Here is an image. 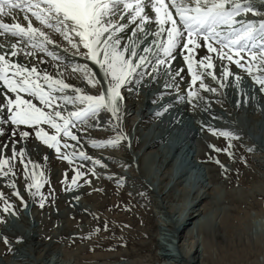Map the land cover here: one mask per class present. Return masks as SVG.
Here are the masks:
<instances>
[{"label": "rangeland", "instance_id": "rangeland-1", "mask_svg": "<svg viewBox=\"0 0 264 264\" xmlns=\"http://www.w3.org/2000/svg\"><path fill=\"white\" fill-rule=\"evenodd\" d=\"M148 7L149 9L146 7V11L151 14V5ZM261 8L264 10V4H261ZM261 8L257 7V10L264 13ZM173 13H175V11ZM122 17L123 15L121 18ZM237 19L259 21L260 19H263V16L259 17L254 16L252 13H247L241 14ZM29 20L32 21L33 25L38 24L34 18H29ZM145 26L147 29H145L143 33H135V40L138 41V38L143 36L154 49L156 46L151 41H153V39H162L166 36V33L162 34L161 37H153L152 33L157 30L155 22L151 25L150 23H145ZM236 27H239V25H236ZM130 30L133 31L132 28H130ZM121 33L119 32L120 35ZM120 35L118 37H120ZM132 35H134L133 32ZM13 39L14 37L8 36L5 38L6 41L4 42H9ZM0 46L6 52L7 58L9 56L8 53H10L8 52L9 50L7 46L4 47L3 41H0ZM138 53L144 54L141 53V51H138ZM242 54L244 58H248V56H246L247 53ZM138 58L139 57L137 56L133 59L135 60ZM218 59L219 61H217V63H223V60H225H221L220 58H217L216 60ZM227 62L228 60L226 59V63ZM229 62L226 67H228L230 73L232 71L234 76L230 74V77L228 76L226 79L228 80L227 82H233L232 89L239 88L242 92L239 93L245 95V91L242 90V87L247 85V92L252 91V89L259 91V100L261 97L260 90H258V84L248 75L241 77L239 83H237L236 77L238 75L241 76V74H238V69L240 68L237 67L235 63L233 64V62ZM220 72L222 75L223 70H219V73ZM163 73L161 72L159 77ZM221 75L219 74L218 76V74H216L217 78L221 77L222 79L224 76ZM209 79L210 78H206L205 80L208 81ZM233 79L235 80V83ZM204 83L209 86L207 82ZM138 90L143 96L146 94L145 98L147 97L148 93L145 92L144 89L138 88ZM231 93L233 94L234 90H231ZM53 94H56V92ZM6 95L9 96V94L4 93L1 95L0 102H5L3 97ZM53 103L54 105L59 104L58 101H54ZM260 104L262 106L261 110L264 113V102ZM150 105L151 104H149V106ZM74 108L76 109V107ZM240 110L243 109L240 108ZM180 116L181 118H184V122L187 123V125L179 127L180 129L175 126H165L164 129H168V132L170 130V132L178 131L179 133L182 129L185 136H189L192 132L195 133L196 128H193L191 125L195 124L192 115L185 112L180 113ZM224 117L227 116L223 112L220 116H216L218 119H224ZM57 122L61 121L58 120ZM80 122L83 121H79L78 125H74L75 127L70 125L69 130L74 135H79L77 132L80 131L83 133V139L82 137H77V140H72L70 137H63L61 134L58 137L61 141L59 153L55 148H50L44 144L50 154V158L35 159L24 154V163H21V157L17 154L16 158L11 161L13 171L8 173L7 176L0 174V256L2 257L1 261L3 259L2 264H5L4 259L8 255L13 254L12 249L15 248V246L20 252H22L17 254V257L15 256L16 258H12L13 264H128L133 261L134 264H170L163 259L166 256H161V254H159L160 252L156 244L157 240L162 236L160 233L162 232L163 222L170 220L165 208H162L161 204L158 202L161 201L162 197L159 196L158 199V196H155L152 187L144 186V184L141 183V179L138 180L137 178H132L133 174L137 172V167L141 165V159L137 158L136 163L133 165L129 162L128 165L131 167L133 166L134 170L124 168L121 173L124 178L118 177L121 175L119 171L124 166L123 162L127 159L124 158L125 154H123L125 153V150L116 148L115 146V148L109 146V150L104 147L97 148L93 146V141L97 144L109 140H117L115 138L117 135L113 136L109 135V133H113L115 130L119 131V129L113 127L110 128L108 127L109 125H103V127L100 128H93L88 125L85 126L80 124ZM130 124H132V121H129V124L126 125L127 129H123L120 126V131L122 130L121 132L132 141L134 139V132L132 131V125ZM197 124H199V122H197ZM43 125L44 124L41 123L38 128H43L49 135L55 134V130L52 129L50 125L42 127ZM203 125H205V133L208 136H204L199 142L196 139H194V141L193 139H190L191 142L187 140L186 145L185 143L183 144V142L178 144L172 142L171 144H176L174 146H180L183 150L185 149V154L188 155L187 158H190V156L192 157V152L188 149V144H192V148H198V153L200 151L202 155L204 154V157H202V159H194L193 162L197 169L198 167L199 169L201 168V172L205 166L217 168L221 167V164L223 166L232 164L237 167L236 173L233 175H223L219 179L220 184H223L225 187L224 190L226 194L224 197H226V199L223 200L225 205L223 212H217V219L218 222L226 219V221L232 226L238 224V229L243 230L237 238L235 236L231 237L229 241L214 239L207 246V258L209 259L205 261V264H264V192L257 190L259 187L264 186V169L261 170V173H255L254 167L249 160L250 155H252V157H257L258 160L264 164V148L255 149V147L252 148L249 145L248 148H244V146L237 147L234 145V141L241 135L239 132L232 131L230 127L227 128L217 124L206 125V123H204ZM79 127H81L80 130L78 129ZM38 128L35 130L37 131ZM107 128L109 131L106 130ZM209 128L227 131L231 130L230 132L236 137L231 139V157H229L224 151L216 152L209 147L210 144L214 145L211 143V140L208 139L210 136H212L214 140L213 142L216 143L214 146L217 148L223 149L227 147L229 143L228 139L218 134H213L209 131ZM36 131L31 132V130H29L28 138H33L43 143L42 140L37 138ZM2 132H0L1 135H3ZM15 132H17V130H15ZM15 132L11 130V133L16 134ZM103 133H106V136H104ZM262 136V130L254 136V144L256 146H258L260 139L262 140ZM245 141L248 143L251 142V140ZM65 143H67L69 147L65 148ZM118 143L121 146L125 144L121 139L118 140ZM25 145L26 144H24V147H27ZM80 145H84L81 146L83 147L82 149L80 148ZM26 150L27 148H25V151ZM81 152L84 153L88 159L80 156L79 153ZM100 152L103 156L98 154ZM65 154H71V163H69L68 160L62 159V156ZM105 154L112 155H109V158L106 157ZM115 154L118 158L113 157ZM217 159L220 161V164L216 163ZM34 160H36L37 163H34L36 162ZM39 160L42 162L40 161L38 163ZM97 160L100 163H95ZM29 161L32 163H29ZM33 163L38 165V167L33 168ZM171 163L172 162H170V164ZM25 164L27 165V168H25ZM57 169L60 170V173L59 170L56 172ZM180 169L181 167L178 168V170ZM244 169L246 172L243 171ZM4 171L7 172V166ZM33 171L38 173V176L40 173H43L41 178L42 187L39 189L41 195H32L31 193L36 191V189H29L26 186L28 183L32 182L30 177ZM240 171L243 174L240 173ZM239 175L242 178H239ZM73 177H76L75 181H73ZM146 180L152 183L151 179L148 177H146ZM191 180L193 183L194 180ZM81 186H84L83 190L80 191L77 196H70L72 190ZM135 186L138 192L134 189ZM238 187L240 189L243 188L240 191H247L242 198L238 196H228L230 194H235V192L238 191ZM130 189L132 190L131 192ZM17 192L19 195L15 194ZM135 192L137 193L135 194ZM139 194L141 198H144L141 199L140 202L136 199ZM41 197L43 198V204H41ZM76 200H82L84 205H81L82 203L79 205L73 204V201ZM8 205H10L8 211H4L5 207ZM60 210H63L64 212L60 214ZM36 214L40 215L39 220L35 218L37 216ZM177 215L178 214H176V216L174 215L176 220L178 219ZM232 223H234V225ZM243 223H245V226ZM14 225H18L16 226L18 228ZM244 227H247L249 230ZM231 229L229 228L230 232L233 231V228ZM35 230H38L39 234H41V240L48 243L50 246H43L38 251L32 249V244L28 242L26 236L28 237L30 232L33 233ZM5 238L7 239V243H5ZM186 243H190V241H187ZM187 250H189V248H187ZM176 253H178V249L176 250ZM182 262V260H179L178 262L173 263L182 264Z\"/></svg>", "mask_w": 264, "mask_h": 264}, {"label": "bare ground", "instance_id": "bare-ground-1", "mask_svg": "<svg viewBox=\"0 0 264 264\" xmlns=\"http://www.w3.org/2000/svg\"><path fill=\"white\" fill-rule=\"evenodd\" d=\"M143 2L146 4V7L149 9L148 6L150 5V0L148 1L143 0ZM165 2L167 3L168 0H165ZM255 5L256 8L257 7L261 8V3H259V0L256 1ZM146 7H145V12L149 15L150 13L146 11L147 9ZM169 10L173 11L174 9L170 8ZM262 11L264 10L262 9ZM122 15L123 17L121 18ZM154 15L155 14L153 12H151V14L149 15L150 17L153 18L150 22H148L150 23V25L155 22ZM173 15L175 16V13H173ZM28 16H30L29 18H33L30 13L28 14ZM128 16H129L128 12H123V13L116 12L113 16L108 18L113 22V30L117 25L120 24L126 26L124 29L120 31V33L122 32L121 35L119 34V32L115 33L116 38H119L121 40V45L125 43H131L130 38L133 37L132 35L133 31L130 30V28L136 29V23L137 24L140 23L139 17H137V19L134 22H132L128 19ZM3 22L9 24L20 23L24 27H27L28 24V21L24 19V13L19 10H15L11 16H4ZM148 23L146 22V24ZM38 24L33 26L41 27L42 30L46 32L50 37V39L52 40V43L46 45V49H47L46 51H41L39 48H33L30 44L25 43L22 40L18 41L16 37H14L12 41H9L10 43L8 41L4 42L6 41L5 40L6 37L11 36L10 34L0 35V41H3L4 47L7 46L9 50L8 52L11 51V45L13 43L17 45L18 55L10 56L8 53L9 56L7 57V59H10L12 62L25 65L29 69L34 66L37 69V72L41 75V77L43 76V74L47 73L53 76L54 79H61L65 83L72 86L71 88L65 89L63 92L55 91L56 94H53L54 96L57 97L55 101L59 102V104L57 105H59L60 110H62L64 115L65 113L67 115L69 111L76 110L74 107H77L78 102L74 104L72 102L60 100L59 97L61 95H68L69 97H74L75 88L81 89L82 94H91V95L99 94L101 87H103V89L106 91L107 84L104 80V73L101 71L99 65L85 58L84 53L86 50L83 49L82 45H80L79 54L78 55L74 54L77 51V49H74L68 43V41L65 40L62 35H60V33H57L51 29H48ZM144 28L147 29L146 26H144ZM136 32L138 34V32L140 31L137 30ZM119 35L120 37H118ZM78 39H79L78 37L74 38L76 42H78ZM136 42H137V51H141V53H143L144 47L151 46L143 36L138 38V41ZM214 46L218 47V45H214ZM181 49H182V45L178 46V50L174 53L176 59L172 61L170 66L164 65L159 67V74H161V72L164 73L160 75V77L158 75V77L155 80L152 79V76L156 74V70L152 67L156 59L154 55L155 48L153 49V53L145 54L149 57L148 61H146L147 66L138 67L137 71L133 73L131 76H129L125 84L122 85L121 87V98L118 101L119 111L116 117H114L112 113L109 112L107 109H101L96 115L89 116L86 119V121L80 122V124H83L85 126L88 125L93 128H100L103 127V125L106 126L109 125L108 127L110 128L113 127L115 129H119V131L115 130L113 133L111 132L108 133L109 135H113V136L117 135L115 136L116 139L118 137H122L120 139L123 140V142H125L124 145L121 146L118 142L115 144L102 142L97 144L93 143V146L97 148L104 147L105 149L108 150H109V146H111L113 148L116 147L125 150V153L123 154H125L124 158L127 159L126 161L123 162L124 166L119 171L120 174L123 172L124 168L126 169L128 168L129 170H134V167L133 166L131 167L130 165H128V163L130 162V164L133 165L136 163L137 158L141 159L140 160L141 165L137 167L136 169L137 172L135 171L136 173L133 174L132 178H137L138 180L141 179V183L144 184V186L150 188L152 187L155 196H158V199L159 196L162 197L161 201L158 202L161 204L162 208H165L168 217H170V220L167 219L168 221L163 222L162 232L160 233L162 236L156 242L160 252L159 254H161V256L167 257L163 259L170 264L173 262H178L179 260L183 261L182 264H205V261L209 259L207 258V250H208L207 246L214 239H219L221 241H229L231 237L235 236L237 238V236L243 232V230L238 229L237 226L238 224L234 225V223H232L234 225L232 226L226 221V219L220 222H218L217 219V212H223L225 208L223 200L226 199V197H224L226 194L224 190L225 187L223 186V184H220L219 179L223 175H233L234 173H236L237 167L233 166L232 164L226 165L223 168L222 167L211 168L209 166H205L203 167L201 172L200 170L201 168L199 169L198 167L197 169L193 160L202 159V157H204L203 156L204 154L202 155L200 151L198 153V148H192L193 147L192 144H188L187 142L188 149H190V151L192 152L191 153L192 157L189 155L190 158H187L188 155L185 154V149L183 150L180 146H174V145L181 142H183V144L185 143L186 145V141L187 140L190 141V139H193V141L194 139H196L199 142L200 140H202L204 136H208L205 133L206 132V130L204 129L205 125H203L204 123H206V125L217 124L227 128L230 127L232 131L239 132L241 135L239 136V138L235 139L234 141V145L237 147L244 146V148L245 147L248 148L249 145L252 148L255 147V149L262 147L264 148V113L261 110L262 106L260 104L264 102V92L260 91L261 98L258 100V95L254 91L247 92V85L245 87L244 86L242 87V90L245 91L244 92L245 95H242L241 94L242 92L241 90H239V88L232 89L233 82L232 83L227 82L228 81L226 79L227 77L225 78L223 77L222 79L221 77L217 78L216 74H218V76L219 74L221 75V72L219 73V70L222 71L226 66H228L227 63L229 61L226 63V58H225V60H223L224 61L223 63L221 62L217 63V61H219V59L216 60L217 58H219L218 54L217 53L209 54L207 52V49L202 46V41H201V47L195 49L194 53L196 59H199L205 55H211L212 57V62L214 66L210 70H205L202 77L203 82H207L209 86H207V89H201L199 87V81H197L195 85H192L190 87L191 76L187 71L186 64L184 63L183 55L180 52ZM224 50L227 51L226 48ZM48 52H52L54 55L49 56ZM184 54H187L186 51H184ZM234 58L236 59L235 55ZM248 59L249 58H244L241 61L242 63H245L246 67H247ZM75 65L85 66L86 70L92 73L96 80L101 81V84H98L95 87L90 85L88 83V80L85 78L84 71L74 70ZM169 67H171L172 69L171 74H168V72H166V69ZM181 69H183V71H180V75H176V72ZM238 70H237L239 72L238 74H241L240 77H243L244 75L246 76L248 75L252 79V76L249 75L244 69L240 68ZM207 71H211L216 78L213 79L211 76L207 75ZM254 74L264 75V73H260V72H254ZM232 75L234 76V74ZM206 78H210V79L207 81L205 80ZM223 80L225 81V83ZM44 87L46 89L47 85H44ZM138 88L144 89L145 92L148 93L146 98H145L146 94H144L145 96H143L139 92ZM212 88H215L216 91L213 92L208 90ZM260 88L261 85L258 84V90H260ZM192 90H195L198 93V95L193 97L190 102L187 94L189 91ZM231 90H234L233 94L231 93ZM3 93L9 94L10 98H14V94L8 93L7 90L3 87L2 82H0V97ZM21 95L23 96L24 99H30L38 107H44L35 97L29 96L28 94H21ZM149 104L151 105L149 106ZM167 108L169 109L171 108L170 111L163 112ZM240 108H242L243 110H240ZM45 110L49 112L51 111L50 108ZM158 112L162 114L160 117H158L159 115H157ZM185 112L192 115V117L195 120V124H191L193 128L194 127L196 128L195 133L192 132L190 133L189 136H185V134L182 132V129L180 130V133L178 131L170 132V130L168 132L167 131L168 129H164L165 126H171V127L175 126L176 128H179L187 125V123L184 122V118H181L180 116V113H185ZM222 112L225 113L227 117H224V119L216 118V116H220ZM7 115L8 113L6 110L0 109V129H3L4 131L2 132L3 135L0 134V155H3L5 158L8 156L11 157L13 148H15L17 154H19V150L21 148H23L24 150L25 148H27L25 154H27L28 157L35 159L50 158L49 157L50 154L48 153V150L46 149L44 143H41L33 138H28V136L24 138L20 137L21 131L24 132H28L29 130H31V132L36 131L35 129H37L38 126H28V125L17 126V125H12L10 122L4 123L3 121L6 120ZM129 121H132V124L130 125H132V131L134 132V137H133L134 139L132 141L129 140V138L126 137L123 134V132H121L122 130L120 131V126L123 129H127L126 125L129 124ZM78 122L79 121L75 122V125H78L79 124ZM197 122H199V124H197ZM42 127H45V124ZM14 128L15 130H17V132H15L16 134L11 133V130H13ZM78 129L80 130L81 127H79ZM106 130H108V128ZM260 130L263 131V136H262V140L260 139L258 146H256L254 144L255 141L254 136H256ZM77 133L79 135H75L76 137L79 138L82 137L83 133H81L80 131H78ZM164 133L167 135H165ZM104 136H106V133L104 134ZM208 139L211 140L212 144L216 145V143L213 142L214 140L212 136H210V138ZM245 140L247 141L251 140V142L253 143L251 142L248 143ZM172 142L176 144L172 145L171 144ZM24 144H26L25 146L27 147H24ZM81 146L84 145H80V148L82 149L83 147ZM98 154L103 156L101 152ZM109 155L112 154H105L106 157H109ZM113 157L118 158L116 154ZM249 160L251 162V165H253L254 167L255 173L257 172L261 173V170L264 169V164L261 163L257 157L255 156L252 157V155H250ZM40 161L41 160H39L38 163ZM170 162H172L171 163L172 165L170 164ZM34 163H37V161ZM179 167H181L180 170H178ZM58 170L59 169H57L56 172H58ZM243 171L246 172L245 169ZM240 173L242 172L240 171ZM240 175L239 178H242L240 177ZM118 177L124 178L122 174ZM146 177L151 179L152 183L148 182L146 180ZM191 179L194 180L193 183ZM83 187L81 186L76 188L75 190H72L70 196H77L80 193V191L83 190ZM134 189L136 190V186ZM241 189L238 187L237 188L238 191L235 192V194H230L228 196L230 197L238 196L242 198L245 192L247 193V191L245 192L240 191ZM257 190L264 192V186L259 187V189ZM131 191L132 190L130 189V192ZM137 192H135V194ZM136 199L140 202V200L144 198H141L139 194L136 197ZM80 203H82L81 205H84L82 200L73 201V204L75 205L76 204L79 205ZM63 212H64L63 210L59 211L60 214H62ZM176 214H178L177 220L175 219ZM35 218L39 220L40 215H37ZM243 224L245 226V223ZM229 228L230 229L233 228V231L230 232ZM244 228L248 229L247 227ZM26 238L28 239V242L32 244L31 245L32 249H34L35 251L40 250V248H42L43 246L48 247L49 245L48 243H45L41 240V234H39L38 230H35L33 233L30 232V235H28V237L26 236ZM187 241H190V243H186ZM175 248L178 249V253H176L177 249ZM187 248H189V250H187ZM12 251L13 254L8 255L4 259L5 264H13L12 258H16L17 254H20L22 252V251L20 252V250H18L16 246L15 248L12 249ZM1 258L2 257L0 256V264L3 263L2 262L3 259L1 261ZM133 262H130L128 264H134Z\"/></svg>", "mask_w": 264, "mask_h": 264}, {"label": "snow or ice", "instance_id": "snow-or-ice-1", "mask_svg": "<svg viewBox=\"0 0 264 264\" xmlns=\"http://www.w3.org/2000/svg\"><path fill=\"white\" fill-rule=\"evenodd\" d=\"M259 2L264 4V0H259ZM255 4L256 0H168L167 3L165 0H150L151 11L155 14L154 21L157 26L152 36L161 37L166 33L162 39L152 41L156 46L154 51L156 59L152 65L156 74L152 76V79L155 80L158 77L160 66L171 65L176 59L174 53L178 50V46L182 45L180 52L191 76L190 87L199 81V87L207 89L202 77L204 71L212 69L214 65L211 55L195 58L194 50L201 47L202 41V46L209 54L217 53L221 60L226 58L235 63L237 67L244 69L252 76L255 83L261 85L260 91L264 92V75L254 74V72L264 73V19L259 21L237 19L241 14L247 13L264 16V13L257 10ZM145 7L143 0H0V35L10 34L18 41L22 40L33 48L46 51V45L52 43V40L41 27L33 26L28 16L30 13L39 25L60 33L74 49H77L74 54H79V48L82 45L86 50L85 58L99 65L107 84L106 91L101 87L97 95L82 94L79 88L74 89V97L61 95L60 100L74 104L78 102L76 110L69 111L65 116L59 105H54L53 102L57 97L53 93L63 92L71 88V85L61 79H54L47 73L41 77L34 66L29 69L25 65L12 62L5 55H0V82L8 93L14 94V98L6 95L3 97L5 102H0V109L8 113L3 122H10L17 126H39L41 123L50 125L55 130V134L49 135L43 128H38L36 136L59 153L61 141L58 137L61 134L63 137L77 140V137L69 130L70 125L74 126L77 121H86L89 116L96 115L101 109H107L116 117L119 111L118 101L121 98L122 85L137 71L138 67L147 66L146 61L149 57L145 54L153 53L151 46L144 47V54L138 53L135 40L136 31L143 33L145 23L153 19L145 12ZM170 8L175 10V16L169 10ZM15 10L24 13V19L28 20L27 27L20 23L3 22V17L11 16ZM116 12H128L130 21H135L139 17L140 23L136 25V29H133L134 35L130 38L131 43L121 45V40L115 36L116 32L126 27L120 24L113 30V22L108 18ZM75 37L79 38L78 42L74 40ZM225 48L227 51L224 50ZM184 51L187 54H184ZM242 53L248 55L247 67L241 62L244 59ZM9 55H18L15 43L11 45ZM48 55L53 56L54 54L48 52ZM137 56L139 58L134 60L133 58ZM74 70L84 71L85 78L93 87L101 84V81L96 80L85 66L75 65ZM171 71V67L166 69L168 74H171ZM180 71L183 69L177 71L176 75H180ZM230 74L229 69L225 67L222 75L228 77ZM207 75L213 79L216 78L211 71H207ZM240 79V76L236 77L237 83ZM44 85H47V90ZM208 90L216 91L215 88ZM21 94L35 97L44 107H38L30 99H24ZM187 95L191 102V99L198 93L192 90ZM48 108L51 109L50 112L45 110ZM157 115L160 113L158 112ZM58 120L61 122H57ZM2 131L3 129H0V132ZM209 131L229 140L227 147L223 149L211 144L209 147L216 152L224 151L231 157V139L236 137L227 130L209 128ZM28 135V132H20L21 138ZM120 138L122 137L109 140L107 143L115 144ZM64 147L67 148L69 145L65 143ZM24 154L25 150L21 148L19 150L21 163H24ZM70 155L65 154L62 159L71 163ZM79 155L88 159L82 152ZM16 156L15 148H13L11 157L5 158L0 155V174L7 176L13 171L11 161ZM29 163L32 162L29 161ZM95 163L100 162L97 160ZM216 163L220 164V161L217 159ZM6 166L7 172L4 171ZM220 166L224 167L222 164ZM36 167L38 165L33 164V168ZM25 168H27L26 164ZM42 176L43 173L39 176L35 171L31 173L32 182L26 186L29 189H36L31 193L32 195H41L39 189L42 187ZM72 179L75 181L76 177ZM15 194L19 195L18 192ZM41 204H43L42 197ZM9 207L10 205L6 206L4 211H8ZM5 243H7L6 238Z\"/></svg>", "mask_w": 264, "mask_h": 264}]
</instances>
